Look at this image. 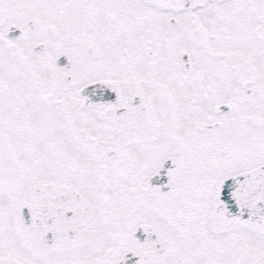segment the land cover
<instances>
[{
	"label": "snow or ice",
	"instance_id": "1",
	"mask_svg": "<svg viewBox=\"0 0 264 264\" xmlns=\"http://www.w3.org/2000/svg\"><path fill=\"white\" fill-rule=\"evenodd\" d=\"M0 264H264V0H0Z\"/></svg>",
	"mask_w": 264,
	"mask_h": 264
}]
</instances>
